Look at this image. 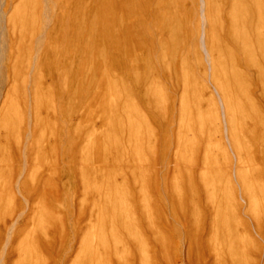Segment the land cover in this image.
<instances>
[{"label": "rangeland", "instance_id": "1", "mask_svg": "<svg viewBox=\"0 0 264 264\" xmlns=\"http://www.w3.org/2000/svg\"><path fill=\"white\" fill-rule=\"evenodd\" d=\"M47 1L50 25L39 42L36 71L29 79L24 78V67L33 36L43 30L39 19L42 2L6 0L4 6L7 10V3L12 4L8 15L5 107L0 113V229L21 206L19 196L13 193L20 191L31 196L36 225L20 245L43 249V232L51 235V229L38 231L40 213L41 221L46 222L51 215L56 228L60 223L66 231L71 213L77 232L72 264H83L91 251L101 250L105 244L111 255L109 259L98 258L101 264H264V68L260 73L248 68V79L239 78L244 84L233 88V94L241 97L239 108L225 112L236 156L233 159L216 120L215 96L210 88L203 90L204 84L196 76L203 63L190 24L196 22L190 9L194 1L169 0L173 6L168 17L169 74L176 83L171 86L163 74L161 93L151 98V104H168L167 110L153 111L147 115L148 125L142 126L139 133L133 132L135 113L130 105L134 103L124 100L116 57L111 60L105 45L104 0ZM263 12L264 0H248L252 22L264 20ZM117 30L114 25L109 45L115 55L119 50ZM250 36L255 40L254 34ZM257 55L262 58L260 52ZM50 58L53 66L44 70L40 64L48 63ZM214 77L216 86H225ZM35 82L42 91L38 87L34 92ZM26 83L30 87L28 96ZM175 90L179 95L171 111L168 107ZM37 98L39 101H35ZM28 110L33 119L32 137L26 145V169L16 190L13 182L21 169L18 149ZM162 124L172 125L171 130L164 132ZM109 141L114 142L112 155ZM101 142H105L101 156L93 159L91 154L98 144L103 146ZM160 155H165L164 163ZM108 165L117 167L113 168L119 186L114 184L109 198L103 187L98 188L102 191L96 188ZM70 195L73 201L69 209ZM49 204L51 213L45 210ZM253 227L260 238L253 234ZM55 239L60 237L55 235ZM40 257L38 253L36 264H42Z\"/></svg>", "mask_w": 264, "mask_h": 264}, {"label": "bare ground", "instance_id": "2", "mask_svg": "<svg viewBox=\"0 0 264 264\" xmlns=\"http://www.w3.org/2000/svg\"><path fill=\"white\" fill-rule=\"evenodd\" d=\"M193 1L194 2L192 8H190V5L189 8L193 9L194 18L196 22L195 25H193V22H191L190 24L191 27L193 28L194 34L196 35V43H197L196 47L198 53L200 54V59L203 63L202 71L196 72V76L198 77L197 79H199V81H201V83L204 84L203 90L205 89L208 90V88H210L212 94L215 96L214 108L217 113L216 120H219V122L218 121L216 122L221 124L222 140H224L226 144L227 151L231 153V156L233 157V159H235L236 156L234 151L232 150L230 144V138L228 136V128H227V120H226L225 112L227 109H237L241 106L240 103L241 97H237L236 96L237 94L235 95L233 94L235 93L233 91V88L235 86L238 85L241 86L242 84H244V82L241 83L239 82V78L245 77L246 79H248V68L249 69L251 68L252 71L253 70L258 71L259 73L264 68V38H262V36L264 35V20L262 18H257V20L254 19V22H252V18L251 19L248 18V0H224L223 1L224 3L222 4V9L220 7L221 0H193ZM41 2H42V11L39 19L42 22L43 30L39 34H35L32 38L30 45L29 60L24 67L25 69L24 78L26 79H29L32 72L36 71L34 66L38 56L37 55L38 45L40 40L43 39L44 37L45 30L50 25V17L48 15L49 7L47 5L48 1L41 0ZM103 2H104L103 4L104 21L107 28L106 36H104L106 49L108 51V55L110 56L111 60H114L116 57V61H117L116 69L119 73L124 100L128 103L130 101L134 103V105H130V107L133 108V112L135 113V118L133 119V121H131V126H132L131 128H133L132 130L133 132L136 131L137 133H139L142 126L146 124L148 125L147 118L149 117L147 115H151L152 112L155 110L160 111L161 109L164 108L165 110H167L166 107L168 106V104L166 107L162 106L163 108L157 107L156 105L152 106L151 104L154 103V101L153 102L151 101V98H153L154 96L157 97L161 93L160 82L163 79L162 78L163 74L167 75L171 86H173V83H176V82H172L171 75L169 74V72L171 71L169 69L171 57H169L168 54V49H169V39H168L169 18L168 17L170 15V11L173 8V6L171 1L169 2V0H104ZM178 2L181 1L178 0ZM183 2L185 3L184 0ZM5 4H6V0H0V113L5 107L4 93L7 86L6 61L9 50L8 15L12 7L11 3L10 4L7 3V10H4ZM179 4L182 5L183 3H179ZM186 4L184 5L186 6ZM223 10L226 12L224 16L222 15ZM248 22L250 24L249 29H248ZM181 23L182 22H180V24ZM22 25L24 26V24ZM114 25L118 27V30L116 31L115 34L119 40V50L117 55L113 53L112 49L109 46L110 39L112 37L111 31ZM251 33L255 35V40H253V37L250 36ZM257 51L261 53L262 58L258 57ZM48 61H49L48 63L45 62L42 63L43 62L42 61L40 65L43 66V69L45 68L46 70L49 71L53 66V62L51 58L50 60L48 59ZM147 67H149V69L145 70ZM214 75L219 77L220 78L219 80L224 82L225 86H223L222 84L216 86V84H214L216 80ZM110 81L111 80H109V82ZM231 82L233 84H231ZM171 86L170 88H172ZM38 87L35 82L33 84L34 92L37 91L38 89L39 91L40 89L42 91V87L39 88ZM26 89H28L29 91H27ZM169 89L167 91L171 93ZM25 91H26L25 94L27 96L30 95V87L27 85V83L25 85ZM244 92L245 94H247L246 90H244ZM43 93L44 92H42V94ZM237 93L239 95L242 94V96H246L242 92L241 93L237 92ZM250 94L251 92L248 87V94H247L248 97L250 96ZM173 95H174L172 99L173 101L171 100V102L169 103L170 107H168V109L171 108V111L174 109L176 105L175 96L176 98L178 97L179 91L175 90ZM262 95L264 96V94ZM33 97L36 98L37 96L35 95ZM41 97H46V95L43 96L41 95ZM244 98L247 100L246 97ZM36 100H38V98L35 99V101ZM35 101L34 103H36ZM29 103L31 104L30 97H29ZM108 104L110 110L111 103ZM52 110H54L53 105H52ZM156 116L158 115L156 114ZM32 120L33 119L31 115V111L28 110L26 130H24L25 132L22 137L23 139L18 149V154L21 161V169L13 182V188H15L16 190L19 189L20 179L23 176L27 165L26 145L29 142L30 138L32 137V126H33ZM126 122L128 123V121ZM163 125L164 124L160 126L163 128L162 130H164V132H168L171 130L172 125L168 126L166 124L164 125V127ZM103 128H106V124L104 127H102V129ZM103 130L105 131V129ZM109 137L107 139H109ZM118 140H120V138ZM112 142L111 141L108 142L109 155L114 154L111 150ZM104 144L105 142L103 143V146H100L99 144L96 146L94 152H92L91 154L93 159L94 158L98 159L101 156L100 152L102 153V151H100V148L103 150ZM116 151L117 149L115 150V152ZM119 154L121 153L119 152ZM164 156L165 155H160L159 157L161 163H164ZM89 161L91 162V158ZM116 161H118V159ZM86 162L88 161L86 160ZM95 162L96 161L94 160L93 163ZM80 163L81 162H79L78 164ZM90 165L92 166L93 164ZM111 165H108V168L105 169L104 177H102L103 181H101V183L100 182L96 183L97 189L99 187H103L104 192L108 191V193L106 194L107 195L106 197L108 198L111 196L109 194V191L110 192L114 191L113 190L114 184H117L115 182V176H114V171H115L114 168L117 167L113 166L114 167L113 168ZM79 167L80 166H78L77 168L81 170V168ZM133 171L134 170L132 169V174H134ZM232 171L234 172V166H232ZM79 177L81 178V173ZM82 180L80 181L82 182ZM94 184L92 186H94ZM13 193L19 196L21 206L18 207L17 209H14L9 219L3 222L2 227L0 229L1 231L0 264H15V261L19 262V264H36L38 253L42 255V257H40L42 258V264H64V262L65 264H72V260L74 259L75 256L74 254L76 251L75 241L77 238L76 229L72 224V216H71L72 214L71 213L68 214V226L66 231V228L63 227L60 223H59V228L58 225L56 228L55 226L56 223L51 221L50 219L51 215L47 216V218L50 220L47 219L46 222L41 221L43 214L40 213V215H37L38 219L40 220V221L38 220L39 222L37 224L38 231H45V230L47 231V229H51L50 230L51 235L43 232L44 241L42 242H44V244L43 245L41 244L43 246L42 250L36 251L32 248V246L30 247L29 245L28 246L25 245L22 247L20 243L23 237H25L27 235L28 230L33 228V226L35 225L33 221L34 205L33 206L31 205V201H30L31 196L29 197L27 194H22L20 191H13ZM99 194L97 196L98 198H99ZM101 197H103V199L105 200L104 196ZM72 201H73V197L72 195H70L69 209L72 208ZM107 201L110 202V200L108 199L106 200V202ZM107 205L109 206V204ZM93 206L92 208L96 207ZM45 210L51 213L52 210L51 204H49L48 207L45 208ZM252 231L257 238H260L259 236L261 235L257 232L255 227L252 228ZM55 235L56 236L58 235L60 239L59 240L55 239ZM61 237L64 238L63 240V243L65 244L64 247L61 246L62 244ZM93 244L97 246V242H94ZM90 254H91L90 256L88 255L86 257L88 259L83 264H95V262L96 264H101V262L99 261L100 259L98 258L104 257L109 259L108 257L109 255H111V252L109 251L108 245L105 244L103 245L101 250H96L95 248L93 251L90 252ZM114 256L118 257L116 253L114 254ZM49 258H53V261L48 262ZM94 259L95 260L98 259V260L95 261Z\"/></svg>", "mask_w": 264, "mask_h": 264}]
</instances>
